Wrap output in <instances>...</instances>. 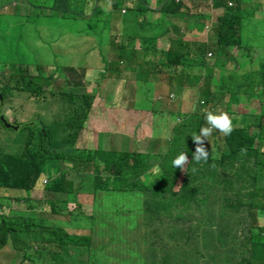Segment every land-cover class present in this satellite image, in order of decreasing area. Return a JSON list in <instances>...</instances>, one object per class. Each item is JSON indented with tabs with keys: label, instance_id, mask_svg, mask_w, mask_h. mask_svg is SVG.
<instances>
[{
	"label": "trees",
	"instance_id": "trees-1",
	"mask_svg": "<svg viewBox=\"0 0 264 264\" xmlns=\"http://www.w3.org/2000/svg\"><path fill=\"white\" fill-rule=\"evenodd\" d=\"M243 1L253 0H154V9L149 0H0V12L7 9L9 14L28 17L34 10L35 19L80 22V32L72 39L74 44L85 40L86 54L78 81L67 70L63 76L68 73L71 79L63 80L54 68L25 75L26 63L17 73L0 72L1 106L22 96L31 102L32 122L40 118L35 106L45 109L47 118L35 126L21 122L24 115L0 120V138L4 128L21 129L27 135L14 151L0 139L1 250L13 246L24 261H30L27 252L32 250L31 258L38 264H264V225L257 224L264 219V110L256 113L240 105V96L246 102L252 97L264 102V46L255 59L241 41ZM254 1L263 14L264 0ZM101 2L102 13L92 7ZM203 2L217 15L211 35L192 42L180 39L187 35L186 29L196 35L198 22L208 18L198 10L190 14ZM183 9L188 12L185 18ZM155 14L159 17L151 20ZM183 18L185 26L171 21ZM37 24L35 30L43 38L53 34L48 25ZM154 25H165L158 28L162 31L170 25L165 32L167 48L158 47L164 33L158 35ZM199 30L203 34L204 28ZM117 33L115 42L111 36ZM234 48L248 49L244 54L248 59L241 65L250 63V71L227 77L222 75L223 66L231 57L206 61L208 53L221 56ZM93 64L115 73L121 85L127 80L123 71L136 77V89L144 91L151 113L161 112L155 111L157 103H178L176 113L171 112L174 124L169 137L151 141L163 145L161 151L116 152L114 146L106 150L77 145L82 128L91 127L95 111L102 113L98 121L102 132L117 128L110 112L117 111L122 93L103 107L91 106L95 94L86 93L82 79L84 74L94 79ZM217 75H222L223 83L230 81V87L214 84ZM252 76L253 82L244 84ZM57 81L68 84L61 90ZM152 81L158 89L150 97ZM89 83L98 94L100 82ZM253 86L256 90L249 91ZM222 87L230 96L224 109L213 103ZM174 92L173 102L169 97ZM192 100L193 110L180 111V105ZM223 115L228 118L220 123ZM230 117L233 121L228 122ZM58 121L59 139L53 131ZM49 163H58L61 169L52 178L42 176L52 167ZM35 190H44L48 199L32 198ZM78 195L92 197L88 210ZM47 211L59 218L42 216ZM5 254L0 260L10 261Z\"/></svg>",
	"mask_w": 264,
	"mask_h": 264
},
{
	"label": "rangeland",
	"instance_id": "rangeland-1",
	"mask_svg": "<svg viewBox=\"0 0 264 264\" xmlns=\"http://www.w3.org/2000/svg\"><path fill=\"white\" fill-rule=\"evenodd\" d=\"M241 4L242 8L246 9L245 11V17L243 18L241 22V41L243 44H246L247 47H250L249 54L252 55L255 59L259 58L262 54L263 49L262 48H255V45L262 46L264 45V38H258L259 36L264 37V11L262 13H258V8H255L256 2L253 0L245 2ZM101 3L95 4L92 7L94 10L96 8L99 9V11L102 13L103 9L101 8ZM149 7L154 9L153 0H149L148 3ZM197 6V4H195ZM198 9H190V14H192V10H198V12H203L209 14L208 18L205 20H200L198 23L199 25H204L206 21H210L212 26L215 25V10L209 8L207 6L206 2H203L202 5H199ZM228 6H234L233 3H229ZM264 9V8H263ZM5 13L2 11L0 12V72H3L4 69H10L11 72L17 73L18 69H20V65L23 63H26L27 70L23 71L25 75L34 76L35 74H38V71L45 70V69H53L55 72H57L58 76L64 80V76H67L69 79H71L66 73L63 76V70H67L71 77H76V81H78L82 74L83 64L85 63V40L80 41L78 40L77 44L73 43L72 37L77 33L80 32V22H74L73 20H62L61 18L57 19L56 17H38V19H35L36 12L33 10L31 11V14L26 17L25 15L21 14H9V11L6 9L4 10ZM189 11V10H188ZM252 17L250 15L252 14ZM183 17L185 18L187 15V9H183L181 11ZM220 13V11H218ZM158 15V14H157ZM156 14L154 17L151 18L155 19L159 16ZM179 19L174 20L171 19L176 25L178 26H185V19ZM149 20V22L151 21ZM38 22L37 26L41 25L45 27L48 25L51 29L52 35H47L45 38H43L42 33L40 34L36 28V23ZM249 24V26H248ZM155 29L157 31L163 30L164 26H157L154 25ZM198 29H200V27ZM188 27V26H187ZM248 27H249V34L256 35L252 39V43L248 44ZM162 28V30H159ZM168 28V27H167ZM146 29V28H144ZM143 29V30H144ZM197 29V30H198ZM191 30V29H190ZM200 31V30H199ZM198 31V32H199ZM212 31V30H211ZM211 31L204 32V34H200L201 36H210ZM163 35L159 37V43L158 47L167 48L169 41H166V35L165 31H163ZM147 36H153V33L151 31L146 32ZM120 35L117 33L115 35H112L111 38L115 39V42H118V37ZM196 38V39H195ZM180 39H185L188 42H192L193 40H200L197 38V35H188L181 37ZM209 43L211 41L209 40ZM172 47L174 48V43L172 44ZM240 48H234L231 50L224 51L221 56L212 55V57H206L207 62L213 63L217 60H224L227 57H231V62L226 63V65L223 66V72L222 75L230 77L231 72H236L238 75L245 73L247 71H250V67L252 68V65L250 63L249 66L246 65L245 67H242L241 62L248 59L247 56H244L246 54L245 52L248 51ZM111 54H113L111 52ZM226 55V56H225ZM225 61L222 62L224 64ZM260 63V61H258ZM256 64L259 66V64ZM216 67V66H215ZM214 65H212V68L215 70H218L217 67L215 68ZM93 69H91L90 74L99 73L100 81H108L111 83L110 87H107L105 84L98 86L99 92L98 94L94 92L95 88L92 86H89L88 89H93V93L95 94V98L93 101V107H103L105 102L112 101L114 95L119 96L121 95V101L119 106L117 107V111H112L111 116L113 118L112 125H117L115 130L116 132L111 131L106 132L105 134L102 132L101 127L98 124L99 117H96L91 122V127L94 130H91V132L88 133H82L80 136V139L78 140V145L80 147L90 146L89 148H98V149H110L112 146H114L116 152L120 151H138V152H146L149 151L151 148V151H154L155 148H157V151H161L163 148V145L159 146L157 144H151V141L154 139L153 137H159L160 139H164L168 137L171 133V128L174 124V119L170 118V115L168 112H161V113H148L142 112V110L147 111L146 107V100H145V93L141 89H136L138 85L137 78L132 76L128 71H123L122 76L123 78L127 79L126 84L123 82V85L118 84V78L116 77L115 73L111 71L103 70L102 68H99L93 64ZM124 65L122 66V70H124ZM43 74V73H42ZM221 75V78H222ZM219 78V81H212L214 84L217 85H224L227 86V88L230 87V81L222 82L220 76L217 75V79ZM253 78L250 77L249 81L245 82L248 86V84H251L253 81ZM61 79V80H62ZM228 79V78H227ZM134 81V84L132 87H129V84H132ZM151 81V80H150ZM61 82V81H57ZM73 82V81H72ZM97 82V81H96ZM154 82V81H152ZM67 82H61L58 86L59 89L64 90L65 85H67ZM126 85V88H125ZM106 86V87H105ZM256 90V87L253 86V88H249V91ZM178 90H176L177 92ZM221 96L216 97L213 100L214 105L219 107L220 109H224V107L227 105V98H230L227 91L224 92V88L222 87ZM248 91V89H247ZM15 92V91H14ZM176 92L173 93L171 100L174 102V97L176 95ZM163 95L166 94V91L164 93L161 92ZM241 99V106H244L247 108L248 111L259 113L262 110H264V102H260L257 98H251L249 102H246L244 100L243 96H240ZM163 99H161L162 101ZM31 102L27 99L25 100L24 97H18L17 100H13V102H9L5 104V106L0 105V120L1 118H4L8 121L12 119H19L22 115H24L23 118L19 119L21 122H27L34 123L35 125H38L45 121L47 118L45 117L43 108L36 107L33 108L35 111V115H39V120L35 118L33 122L31 121L32 118L30 116V107ZM154 105V104H153ZM155 106V105H154ZM160 105L156 107L160 109ZM172 107H169V109L174 108V104L171 105ZM56 107V104H55ZM178 107V106H177ZM231 108L233 106H230ZM57 108V107H56ZM193 106L189 105L187 108V111L193 110ZM32 110V109H31ZM42 110V111H41ZM160 111H166L165 109H161ZM138 112V113H137ZM38 113V114H37ZM40 113H42L40 115ZM144 113L146 116H143ZM60 111L57 113V115H60ZM98 113L95 111L91 114V116H96ZM56 115V118L59 117ZM141 115V117H140ZM221 120L219 121L222 123L226 118H228L227 115L220 116ZM179 118V117H178ZM233 121V118L230 117L228 122ZM62 123L58 121L56 124V127L54 126V132L58 133L57 139L61 136L62 132ZM30 128H33L31 126ZM1 131L4 133V136H2L0 139L2 141V144H5L9 150L14 151L18 150V148L21 147V143L23 144L26 139V134L23 130L17 129V130H11L8 128L1 129ZM99 131V132H98ZM91 134V136H90ZM264 139V135H263ZM149 141V148H146V145ZM154 147V148H152ZM262 152H264V148H261ZM49 165H52L50 169H47L43 171L42 176H46L47 178H52L56 173L61 170L59 168L58 163H49ZM42 192V190H35L31 193L32 198L34 199H40V198H47L48 195L46 192H42L40 195L39 192ZM38 197V198H37ZM40 197V198H39ZM78 202L82 206L83 209L88 210L91 207V200L92 197L88 195H78ZM72 204H68V206H71ZM48 206H46L47 208ZM42 215V214H40ZM42 216L49 218V219H58L59 217L53 215L50 211H47ZM61 217V216H60ZM62 220V218L60 219ZM257 224L259 226L264 225V219L260 218L258 219ZM11 247H4L3 250H5L8 254L14 255L15 260L11 263L9 260H0V264H38L36 258H31V256H35L32 250H29L27 253L31 256H29V260H22V253H14L10 249ZM13 248V246H12ZM3 250L0 249L1 254L6 253ZM0 254V255H1ZM5 254V257H9L10 255ZM1 258V256H0Z\"/></svg>",
	"mask_w": 264,
	"mask_h": 264
},
{
	"label": "crops",
	"instance_id": "crops-1",
	"mask_svg": "<svg viewBox=\"0 0 264 264\" xmlns=\"http://www.w3.org/2000/svg\"><path fill=\"white\" fill-rule=\"evenodd\" d=\"M153 3H154V0H153ZM216 13V12H215ZM217 13H218V11H217ZM218 14H220V13H218ZM170 26V25H169ZM168 26V27H169ZM248 26H249V24H248ZM198 27V26H197ZM167 30H169L168 28H166V31ZM165 31V32H166ZM198 31H199V29H198ZM249 27H248V44H250V43H252V39H253V37H255V36H257V34L256 35H253L252 34V32H251V34H249ZM186 36H188V35H194L193 33H192V31L190 30V29H186ZM161 33V34H160ZM162 35L163 34V31L161 32V31H159L158 32V35ZM196 35H197V38H199L201 35L199 34V33H196ZM258 37V36H257ZM258 38H261V39H263L264 37L263 36H259ZM196 39V38H195ZM264 45H262V46H259V45H255V48H260V47H263ZM249 48V47H248ZM251 49V48H250ZM246 56V55H245ZM230 58V57H229ZM231 59V58H230ZM82 72H83V69L81 70ZM56 80L58 79V76L55 78ZM82 81L84 82V86H85V91H86V93H93V89H88L89 88V86H91L90 85V83L89 82H91L92 81V79L90 78V77H87L85 74H84V76H83V79H82ZM134 82V81H133ZM153 85V86H152ZM176 85V82H174L173 84H172V87H176L175 86ZM150 87L152 88L151 89V91L149 92L150 93V97H151V95L154 93V92H156L157 90L156 89H158V85L155 83V82H152V84L150 85ZM122 95V94H121ZM115 99V95H114V97H113V100ZM151 99H153V98H151ZM150 105V104H149ZM193 106L194 105V102H193V100L190 102V101H188V103L186 104V105H180L179 107H180V111H182V109H184L185 111H187V108H188V106ZM177 106H178V103H175L174 104V108L173 109H169V107H172V106H166L165 104H162L161 106H160V109H165L166 111H161L162 113L163 112H168L169 113V115H170V118L171 119H173L172 117H171V112H174V113H176V111H177ZM92 108V107H91ZM150 109H148L147 111H144V110H142V112H145L146 114H150L151 112L149 111ZM160 112V113H161ZM188 112V111H187ZM138 113V112H137ZM144 113V115L143 116H146V114ZM101 112L97 115V116H95L94 117V119L96 118V117H99L100 118V116H101ZM140 117H141V115H140ZM171 130H172V128H171ZM171 134V133H170ZM169 137V136H168ZM168 137H166V138H168ZM154 139L152 140L153 142H162V141H164V139H160L159 137H153ZM150 147V145H149V141H148V143H147V145H146V148H149ZM39 193V195L42 193V192H40V191H38ZM38 198V197H37ZM40 198V197H39ZM1 253V252H0Z\"/></svg>",
	"mask_w": 264,
	"mask_h": 264
},
{
	"label": "clouds",
	"instance_id": "clouds-1",
	"mask_svg": "<svg viewBox=\"0 0 264 264\" xmlns=\"http://www.w3.org/2000/svg\"><path fill=\"white\" fill-rule=\"evenodd\" d=\"M230 2H228V4H229ZM153 5H154V3H153ZM210 5H212L210 2H209V6ZM201 13V15L203 16V17H208L209 16V14H207V13H203V12H200ZM207 19H209V18H207ZM202 27L204 28V32H209V31H211V30H213L214 29V27L212 26V24H211V22L210 21H206V23L204 24V25H202L201 26V29H202ZM204 32H203V34H204ZM197 33H198V30H197ZM209 57H212V54L211 53H208V58ZM92 79V78H91ZM95 81H99L100 82V84L101 85H103L104 83L105 84H107L106 86L107 87H110L111 86V83H109L108 81H100V77H99V73H96V74H94V79H92V83H94ZM83 82V81H82ZM83 84H84V82H83ZM118 84H119V82H118ZM105 86V87H106ZM91 106H93V104L91 105ZM91 130H94V129H92V128H90V127H88L87 125H85L84 126V128H82V130H81V133H80V136H81V134L82 133H88V132H91ZM99 132V131H98ZM104 134L106 133V132H103ZM80 136H79V138H78V140L80 139ZM90 136H91V134H90ZM78 140H77V145H78ZM79 146V145H78ZM84 147H85V145H84ZM84 147H81V148H84ZM90 147V146H89ZM95 149V148H94ZM126 152V151H125ZM43 183H44V185L47 183V179H44L43 180ZM43 192H44V190H43ZM12 251H14V253H16L15 252V250H14V248H12V246H11V248H10ZM8 254V253H7ZM8 255H10V257H11V263L13 262V260H15V256L14 255H11V254H8Z\"/></svg>",
	"mask_w": 264,
	"mask_h": 264
},
{
	"label": "water",
	"instance_id": "water-1",
	"mask_svg": "<svg viewBox=\"0 0 264 264\" xmlns=\"http://www.w3.org/2000/svg\"><path fill=\"white\" fill-rule=\"evenodd\" d=\"M7 127H9L10 125L9 124H7L6 122H3Z\"/></svg>",
	"mask_w": 264,
	"mask_h": 264
}]
</instances>
